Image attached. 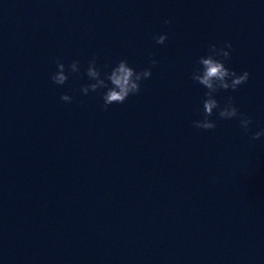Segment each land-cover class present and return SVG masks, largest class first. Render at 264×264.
I'll list each match as a JSON object with an SVG mask.
<instances>
[{
  "label": "water",
  "instance_id": "obj_1",
  "mask_svg": "<svg viewBox=\"0 0 264 264\" xmlns=\"http://www.w3.org/2000/svg\"><path fill=\"white\" fill-rule=\"evenodd\" d=\"M225 41L251 75L216 97L253 117L247 134L218 109L193 126L192 73ZM97 55L158 64L105 110L106 89L81 92ZM57 59L81 62L64 85ZM261 129L264 0H0V264H264Z\"/></svg>",
  "mask_w": 264,
  "mask_h": 264
},
{
  "label": "clouds",
  "instance_id": "obj_2",
  "mask_svg": "<svg viewBox=\"0 0 264 264\" xmlns=\"http://www.w3.org/2000/svg\"><path fill=\"white\" fill-rule=\"evenodd\" d=\"M171 20H166V24H171ZM157 44H164L168 39V34H159L154 36ZM233 45L231 41H225L223 45L217 46L210 44L208 54L200 56L197 61L198 67L192 73V79L204 86L205 99L203 101V118L193 121V126L197 129L210 130L217 126L216 121L211 117L219 110L221 119L238 118L240 126L247 134L251 132L253 117L247 113L241 112L234 97H229L228 100L221 105L216 97V94L221 90L231 89L237 90L238 87L246 83L251 73L245 70L238 74L234 69L227 66L226 61L230 59ZM99 57L94 56L88 63L86 74L92 83L84 84L81 87V92L87 95L89 92H95L100 89H106L103 93V107L105 110L114 103L122 104L130 95L138 94L141 90V82L152 76V68L158 64V61H151L152 67L144 68L140 71L131 66L127 59H121L118 64L111 67L110 71L104 69L109 68V65L103 67L98 66ZM57 71L52 74V81L57 85H64L70 74L80 72L81 62L73 60L70 65H66L62 60L57 59ZM61 100L71 102L73 96L65 92L61 95ZM264 136V129L252 133V139L257 140Z\"/></svg>",
  "mask_w": 264,
  "mask_h": 264
}]
</instances>
